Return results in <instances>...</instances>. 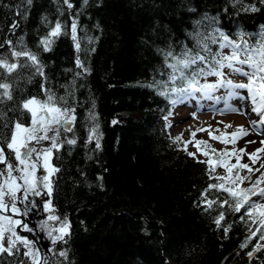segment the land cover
I'll list each match as a JSON object with an SVG mask.
<instances>
[{
	"label": "trees",
	"instance_id": "1",
	"mask_svg": "<svg viewBox=\"0 0 264 264\" xmlns=\"http://www.w3.org/2000/svg\"><path fill=\"white\" fill-rule=\"evenodd\" d=\"M71 2L70 15L62 0H32L30 6L24 0H0V43L11 39L20 50L22 37L23 45L45 66V86L58 103L64 97V106L76 109L74 131H62L61 136H74L77 143L65 144L52 158L60 168L52 178V207L71 223L67 243L55 248L67 250L68 260L51 252L50 264H264V247L254 251L251 260L247 255L261 244L259 234L248 247H240L250 235L247 218L241 219L243 209L236 213L214 205L205 210L202 193L217 181L210 179L207 164L197 162L182 143L174 142L168 131L173 105L158 95L157 88L148 87L168 80L170 69L161 50L171 48L179 54L185 45L195 47L190 33L211 31L206 15L215 17V26L231 38L243 30L246 38L258 39L264 27V4L244 0L245 5L260 9L244 12L231 0H89L86 7L82 0ZM17 6L21 15H16ZM76 13L79 56L89 69L79 76L70 35L56 39L49 52L39 46L51 26L48 22L59 19L70 26ZM14 21L19 27L10 30ZM210 47L218 51L217 45ZM0 55L11 61L8 45L0 48ZM34 72L24 67L7 76L14 98L0 103L4 114L0 126L9 124L0 127V137L17 118L28 122V114L16 107L21 100L46 99L41 91L43 78ZM90 113L97 117L95 121L89 119ZM94 124L102 134L99 150L95 141L86 143ZM226 195L208 192L213 200ZM220 211L225 212V221L217 228L213 221ZM229 225L225 237L223 228ZM23 252L21 248L16 256H0V264H30Z\"/></svg>",
	"mask_w": 264,
	"mask_h": 264
},
{
	"label": "snow or ice",
	"instance_id": "2",
	"mask_svg": "<svg viewBox=\"0 0 264 264\" xmlns=\"http://www.w3.org/2000/svg\"><path fill=\"white\" fill-rule=\"evenodd\" d=\"M24 2L29 6L32 4V0H24ZM54 2L59 3L60 0H54ZM82 3L86 7L89 0H82ZM231 3L234 7L241 5L240 10L244 12L260 10L255 5H245L244 0H231ZM260 3L264 4V0H260ZM62 4L66 6L71 15V10L74 8L71 0H62ZM4 7H8V5H4ZM60 14L63 15V11H60ZM16 15H21L18 6ZM78 16L79 13L72 15L70 26L63 24L59 19L54 23L48 22L51 24L49 31L39 40V46L43 48V51L49 52L56 39L61 35H70L77 52L75 65L81 69V72L76 73L77 76L89 72L79 56L81 42L78 36ZM24 18H26V14ZM204 19L211 22V31L190 33L195 42L194 48L185 45L179 54H175V50L171 48L167 51L161 50L165 67L170 69L167 73L168 80L167 82L157 81L155 85L150 84L148 87L157 88L158 95L164 96L173 106L184 103L185 99L189 97L207 99L217 104L223 102L224 108L219 110L222 115L228 113L245 115L246 112L243 108L233 106L231 101L234 99L249 101L250 111L259 118L251 120L250 126L254 129L264 126V27H262L258 39L252 41L251 38H246L248 34L243 30L238 32L237 38H231L215 26V17L206 15ZM43 20L47 21V17H44ZM200 23L201 21H197V24ZM9 27L10 30H15L19 27V23L14 21ZM88 42L92 43V38H88ZM5 44L11 51L12 59L10 61L8 57L0 55V70H2L0 77H3L0 79V103L13 100V84L8 82L7 76H12L13 73L24 67L34 68L33 75L43 78L41 91L46 99L29 96L21 100L16 107L28 114V122L25 123L17 118L12 121L9 132L0 137V166H3L0 168V256L4 254L16 256L23 248V256L30 261V264H50L48 257L42 255L41 249L36 246L37 242L21 235L17 231L20 229L33 234H38V231L44 233L51 244L48 251L67 261L68 251L59 250L57 252L55 246L58 243H67L66 238L71 236V223L67 218L62 219L55 214L56 209L52 207L50 199L53 195V181L50 177L60 171L59 167L51 163L54 152H59L65 144L74 146L77 143L74 136H61L62 131L64 133L74 131L76 109L72 106H64L67 104L64 97H60V103L57 102L54 94L45 86L47 77L44 64L37 54L23 45L22 37L20 50L13 46L11 39L6 38L0 43V48ZM211 44L217 45L218 51L213 52ZM224 49H229V53L225 54ZM94 50L92 49V51ZM21 59L24 60V63L20 62ZM196 65H200V67L195 68ZM189 69H192L190 73L187 71ZM225 69L228 70L227 73ZM164 74L161 73V75ZM231 75L242 76L246 82L236 83ZM209 76L216 77V81L208 83ZM201 79L205 83H201ZM177 81H181V84L177 85ZM169 83L172 85L171 88L168 87ZM221 88L225 90V96H215L214 93ZM241 90L246 92V95H242ZM197 93H199V97H197ZM12 110L9 109V111ZM3 119L4 114L0 113V120ZM89 119L95 121L97 117L90 113ZM112 123L116 124L117 121L113 120ZM0 127L8 128L9 124L5 122ZM224 127L228 129L232 128V125L226 124ZM198 130L205 131L202 128ZM216 131L220 132L219 129ZM249 134V129L243 125L236 127L230 133L220 132L215 136L209 131L211 139L225 145V148L219 150L212 148L202 140H196L194 144L197 152L208 157L207 160L197 159V162L207 164L210 179L217 181V183L209 185L208 191L202 193L205 210H212L214 205L220 209L227 207L236 213H240L243 209L241 219L246 217L249 222L250 235L240 245L241 249L248 247L249 242L257 234H259L260 240H264V186H261L264 185V158L259 156V153H264V139L259 141L261 147L255 151H249L246 146L236 147L238 140ZM192 136L195 138V132L192 133ZM101 139L99 125L94 124L88 130L86 143L95 141V148L99 150ZM181 139V136H177L174 142ZM189 143L192 141L185 142V151H187ZM252 143H257V141H246V145ZM229 144L233 146L230 151L227 148ZM202 145L203 147H201ZM188 155L196 157V153L190 152ZM213 155L217 157L215 161L212 159ZM245 156L247 162H242ZM232 157L236 161L234 164L229 159ZM258 163L259 167H256ZM217 168H223L224 174H215ZM41 171L44 173L43 175L38 174ZM257 172L260 174L253 180L252 176ZM245 182L248 183V187L242 186ZM212 190L227 195L222 200L219 198L209 199L208 192ZM42 196H47L49 199L42 203L40 200L30 199ZM253 197L259 199H253ZM30 210H42L47 213L46 219L39 223L38 231L36 227H30L23 219L34 214ZM222 221H225V212L220 211L213 222L217 228H220ZM253 226H255L254 231ZM230 227L229 225L223 228L225 237ZM262 247L264 245L256 244L254 250L247 253L249 259L253 258L254 251H258ZM20 264H24V261H21ZM54 264H59V262H54Z\"/></svg>",
	"mask_w": 264,
	"mask_h": 264
},
{
	"label": "rangeland",
	"instance_id": "3",
	"mask_svg": "<svg viewBox=\"0 0 264 264\" xmlns=\"http://www.w3.org/2000/svg\"><path fill=\"white\" fill-rule=\"evenodd\" d=\"M225 54L229 53V49H224ZM227 69H225V72L227 73ZM231 78L236 83L240 82H246V79L239 75H231ZM216 81V77L210 76L207 78L208 83H214ZM242 95H246V92H243L241 90ZM215 96L223 97L225 96V90L223 88L219 89L214 93ZM231 104L235 107H242L243 110L246 112L245 115L236 114V113H228V114H220L219 110H222L224 108L223 102L217 104L214 101H210L207 99H193L189 98L185 100L184 103L177 104L176 106H173L172 114L168 119V131L174 139L177 136H181L182 139L178 142L182 143L183 147L185 146V142L192 141V143H189L187 145V151L190 153H196V158L200 160H207L208 157H205L201 155L199 152H197V148L194 146L196 140H202L206 141L209 145H211L212 148L215 149H223L225 148V145L220 143L219 141L215 139H211L209 137V131L212 132V135H219L220 132H228L230 133L233 131L236 127L243 125L244 127L249 129V135L246 137H243L238 140L236 147H247L249 151H255L259 146L258 143H252L247 144L246 141L253 140L250 138L251 136H261L262 133L259 130V126L257 128H252L250 126V121L252 119V115L254 113L250 112V102L246 100H232ZM259 118L255 116V120H258ZM223 122V123H220ZM231 124L232 128L225 129L224 125ZM170 125V126H169ZM264 127V126H263ZM205 129V131H199L198 129ZM216 129H219L220 132H217ZM260 131V132H258ZM195 132V138H193L192 133ZM203 147V145L201 146ZM232 145H227L228 150L230 151L232 149ZM259 156L261 158H264V153H259ZM216 156H212L213 161L216 160ZM231 160V163H235V158H229ZM242 162H247V157L245 156ZM52 163V161H51ZM53 164V163H52ZM256 167H259V163L256 165ZM217 175L224 174L223 168H217L216 173ZM243 175V173H241ZM260 173H255V175L252 176V179L255 180L257 176H259ZM54 176V175H53ZM52 176V178H53ZM52 178H50L52 180ZM243 187H248V183L245 182ZM264 186V185H261ZM253 199H259L258 197H253ZM255 227V226H254ZM255 228L253 229V231ZM262 245H264V240H261L260 242ZM49 255H51V252H49Z\"/></svg>",
	"mask_w": 264,
	"mask_h": 264
},
{
	"label": "flooded vegetation",
	"instance_id": "4",
	"mask_svg": "<svg viewBox=\"0 0 264 264\" xmlns=\"http://www.w3.org/2000/svg\"><path fill=\"white\" fill-rule=\"evenodd\" d=\"M2 167L3 166H0V168ZM38 174L43 175L44 173L41 171ZM30 199L40 200L42 203L44 200H48L49 197L47 196H42L39 198L31 197ZM19 206L23 207L22 205H19ZM30 211L33 212L34 214H31L29 217H26L23 219L27 221L30 227H36L38 231V225L40 222L46 219L47 213L43 212L42 210H30ZM17 231H19L21 235L26 236L29 239L35 240L37 242L36 246L41 249L42 255H46L47 257H50L48 249L51 247V244L47 236L44 233L38 231V234H33V233L23 232L20 229H17Z\"/></svg>",
	"mask_w": 264,
	"mask_h": 264
},
{
	"label": "bare ground",
	"instance_id": "5",
	"mask_svg": "<svg viewBox=\"0 0 264 264\" xmlns=\"http://www.w3.org/2000/svg\"><path fill=\"white\" fill-rule=\"evenodd\" d=\"M251 112V111H250ZM252 119L255 120V114L252 115ZM259 130L261 131L262 135L261 136H258V137H255V136H251L250 135V138L254 139V141H257V143L259 144V141L264 139V127L263 126H259ZM259 146H261L259 144Z\"/></svg>",
	"mask_w": 264,
	"mask_h": 264
},
{
	"label": "water",
	"instance_id": "6",
	"mask_svg": "<svg viewBox=\"0 0 264 264\" xmlns=\"http://www.w3.org/2000/svg\"><path fill=\"white\" fill-rule=\"evenodd\" d=\"M42 253V252H41Z\"/></svg>",
	"mask_w": 264,
	"mask_h": 264
}]
</instances>
